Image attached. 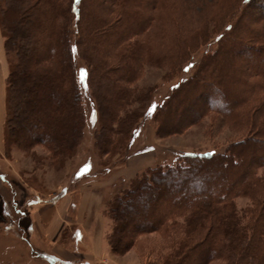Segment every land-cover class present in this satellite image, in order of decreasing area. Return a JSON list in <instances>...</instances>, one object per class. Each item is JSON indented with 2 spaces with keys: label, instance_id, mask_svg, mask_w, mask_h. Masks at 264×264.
Instances as JSON below:
<instances>
[{
  "label": "rangeland",
  "instance_id": "374dc122",
  "mask_svg": "<svg viewBox=\"0 0 264 264\" xmlns=\"http://www.w3.org/2000/svg\"><path fill=\"white\" fill-rule=\"evenodd\" d=\"M70 3L71 0H56L59 25L66 18H73ZM37 5L36 0H0L3 46L9 40L12 48L7 54L4 47L8 72L19 64V56L13 50L15 43L26 51L36 45L37 39L25 19L41 18L33 10ZM8 6L15 11L5 17L3 10ZM79 6V19L73 22L78 31L71 36V42L77 43L73 80H76L74 89L80 110V137L74 150L51 148L48 131L43 127L30 145L25 139L30 125H23L12 141L4 121L0 145V174L4 176L0 178V264H101L106 260L107 264H173L175 250L183 248L178 241L185 238L195 243L204 233L201 230L187 235L188 216H179L175 224L172 219L167 228L159 231L139 232L125 250L114 251L104 239L105 256L97 253L93 260L69 262L53 251L55 241L45 237L38 206L53 201L63 191L79 192L88 188L102 197L103 210L111 224L109 235L114 226L107 213L110 198L128 189L151 167L184 164L181 166L187 167L186 177L181 183L191 187L192 194L207 187L204 179L210 175L215 184L223 185L222 172L229 182L225 186L229 187L233 182L230 180L236 177L229 168H216L210 175L197 170L188 172L192 165H198L193 160L201 158L187 154L213 153L223 158L235 152L243 154L248 150H237L241 141L250 135L261 137L252 126L255 121L264 120V52L261 53L264 9L255 0H146L139 4L82 0ZM132 13L142 14V18H135ZM103 21L106 24L103 26L113 30L114 35H109L110 39H104V45L98 47L91 34ZM5 22L10 29L5 28ZM132 48L137 51L136 56L132 55ZM230 65L235 68L234 74L227 72ZM50 67L53 64L43 58L33 69H28V77L19 72L14 77V97L18 100L15 113L19 116L29 113L27 121L34 126H38L43 113L30 112L31 103L38 95L43 96L45 85L49 86L41 82L44 71ZM121 67L123 72L130 68L134 75L126 76V73L128 78H120L124 75L118 73ZM78 68L83 71L77 73ZM33 71L40 74L39 86L31 76ZM105 71L119 80L116 85L125 87L129 95L128 98L120 95L118 100L125 101H120L116 118L112 120L108 119L107 112L115 110L111 105L113 97L101 90L105 85L102 83ZM231 74L233 79L228 78ZM69 86L65 85V89ZM7 96L11 99V91ZM24 98L30 102L24 103ZM6 115L7 105L5 119ZM61 118L62 127L55 126L57 132L53 137L58 141L66 137L77 121L75 107L69 106L65 114L62 111ZM244 168L239 166L237 174ZM258 176L262 177V184L250 196L236 199L242 214L248 207L253 211L252 204H259V200L264 202V167L259 169ZM171 197L179 196L175 193ZM261 206L255 208L262 210L264 205ZM150 209H154L153 204L145 194L140 204L133 206L132 211L124 209L122 216L126 220L140 210L136 215L145 216ZM73 211L66 214L68 224L63 223L56 237L62 241L68 242L73 238L70 235L75 236L78 218ZM65 226L70 228L68 233ZM80 226L86 229L88 237L97 230L88 220ZM149 226V223L140 224L141 228ZM84 247L82 244L78 251L88 253ZM208 264L228 263L225 258H215Z\"/></svg>",
  "mask_w": 264,
  "mask_h": 264
},
{
  "label": "trees",
  "instance_id": "16d2710c",
  "mask_svg": "<svg viewBox=\"0 0 264 264\" xmlns=\"http://www.w3.org/2000/svg\"><path fill=\"white\" fill-rule=\"evenodd\" d=\"M20 1L22 2L23 0ZM81 1L82 0H71L70 11L73 14V18L69 19L64 17L66 19L60 25L57 22L60 13L56 0H36L39 5L33 10L34 13L41 18L37 19V21H32L29 18H27L29 20L25 19L28 28L30 31H33L37 40H35L36 45L32 46L28 51L20 48L18 43H15L13 46V50L16 51L19 56V64L8 72L5 80V99L7 105L5 128L12 141L15 140L18 132L22 130L23 125H30V130H28L30 132H27V135H25V139H27V143L30 145L34 144V139L42 132L40 128L45 127L48 131L47 137L52 142L50 145L52 146L51 148L56 149L61 147L66 150L69 148L74 150L77 146V141L80 137L78 125L80 121V110L75 90L76 80H73L74 53L77 43L71 42V36H74L78 31L77 26L74 25L73 22L79 19V4ZM119 1L123 3L131 2L139 4L146 0ZM246 1L250 2L251 0ZM255 1L261 4L260 7L264 9V0ZM14 11L15 8L13 9L8 6L3 10V14L7 17ZM21 12L22 11H20L19 15L22 14ZM132 14L135 18H142V14ZM103 25H106L105 21L101 22V25L99 24L96 26L91 34V37L93 36V41L95 39V43L98 47L104 45V39H106V41L110 39L109 35H114L113 30L111 31V29ZM4 26L6 29H10L8 23L5 22ZM9 38L10 34L7 39ZM4 47L6 53L9 54L12 49L10 48L9 40L7 43L5 42ZM257 50L260 52L259 48ZM132 52V55H137V51H135L134 48H132ZM263 52L264 47L261 53ZM43 58L45 62L53 64V68H46V71H44L45 76L44 79L42 78L44 82L42 81L41 83H49V86L47 85L46 87L45 85L43 96L38 95V97L35 98V102L31 103L30 112L39 110L43 113V118L39 120L38 126H34L31 124L32 122L27 121L29 113L24 116H19L15 113L17 111L15 107L18 100L14 97L16 92L15 89H13V82L17 72L22 74V76L28 77L30 75L28 69H33L32 66L38 64L41 60L43 61ZM135 60H137V57H135ZM229 68L227 72H233L234 74L235 68L231 65ZM129 69L123 72V68L121 67L118 73L124 75L120 76V78H128L126 77L127 75H132L133 73H131ZM80 71H83V68H78L77 73H80ZM105 72L106 74L102 77V83L105 85L101 87V90H106L108 93L107 96L113 97L111 105L115 110L111 111V109H108L107 112L109 115L108 119L112 120L116 118L118 107H120V101H125L124 99L118 100L120 95H122L123 98H128L129 95L125 87L116 85L119 83V80L116 78L113 79L108 71ZM233 74L228 75V78L233 79ZM31 76L36 78L37 81L34 82L36 86H39L40 74L33 71ZM65 85H70V89L69 87L65 89ZM10 91L13 95L11 99H9L10 96H7V93H10ZM31 93V95L35 94L33 91ZM10 100L11 106H8ZM27 102L30 101H24V103ZM72 105L75 107L77 121L73 123L69 132H66V137H64L63 140L58 141V138L54 140L55 138L53 137L56 136L55 132H57L55 126L59 129L62 127V118L60 119L61 112L63 111L64 114L67 113L69 106ZM111 105L109 108H111ZM149 105L152 106L153 103ZM253 125L252 128H255V133L261 137L255 138L250 135V137L240 142L237 150L247 149L248 152L246 153L238 154L235 152L233 155L225 158L222 156H215L213 153L202 155L187 154V156L192 158H201L200 161L198 159L193 160L195 163H198V165L197 167L192 165V168L189 169L188 172L197 170L200 174L210 175L216 171V168L223 170L229 168L234 174L233 176H236L230 180H233V182L229 184L230 186L228 185L229 187L225 186V184L229 182L225 180V172H222L220 175V182H223V185L220 186L217 183L215 184L210 175L204 179L207 183V187L192 194V188L188 187L187 184L183 185L181 183L183 177H186L185 169L187 167H182L181 165L184 164L180 163L173 166L158 165L154 168L151 167L138 176L128 189L115 196V198L111 197V203L107 213L112 218L114 226L108 235V241L113 247V250L118 252L120 249L125 250L129 244L134 242L137 234L141 231H159L164 227L167 228L169 221L172 219L173 224H175V220L179 216H188L187 228H189L190 231L187 230V232L189 231L187 235L201 230H204V233H202L201 237L195 243H190L191 241L184 240L185 238L179 240V246L183 248L179 247V249L175 250L173 254V264H208V262L215 258H225L228 264H264L263 199L257 200L259 202V204L256 202L257 205L252 204L254 208L253 211L251 207H248V210L245 209V212H243L244 214L240 213L236 205L237 198L245 195L250 196L257 186H260L263 182L262 177H260L261 175L258 176V171L261 167H264V120L255 121ZM109 129L113 130L112 128ZM190 164L191 163L188 162L186 165ZM242 165L245 167L244 170L240 174H237L238 167ZM3 177L4 176L0 174V178ZM178 184H181V186H178ZM186 192H189L188 195ZM175 193H177L179 197H171L172 194L175 195ZM145 194L149 195L154 209H150L149 213L145 216L136 215L141 212L140 210L135 213V215L128 216L126 220L123 219L122 213L124 209L132 211L133 206L140 204ZM171 200L172 202L169 204ZM260 205H262V210H257L255 207H259ZM146 223L151 224V226H149L150 228L140 227V224L145 225ZM21 238L23 239V236H21ZM38 255H40V253Z\"/></svg>",
  "mask_w": 264,
  "mask_h": 264
},
{
  "label": "crops",
  "instance_id": "0c3cea01",
  "mask_svg": "<svg viewBox=\"0 0 264 264\" xmlns=\"http://www.w3.org/2000/svg\"><path fill=\"white\" fill-rule=\"evenodd\" d=\"M7 75L8 71L5 50L0 32V145L3 141V123L5 121L6 112L5 80ZM87 189L88 188L80 189L79 192L63 191L61 194H58L53 201L41 203L37 209L39 223H41V227H43L42 229L45 237L50 241H55V244L57 245L54 244L53 251L65 261L93 260L96 258L97 253H101L102 256H105L107 252V246L104 244V239L107 244H109L107 235L111 224L109 225L110 222H108L106 214L104 213L102 197L93 193L90 189ZM72 211L74 212L75 218H78V227L74 232L75 236L70 235V237L73 238H69L68 242L64 240L62 241V239L56 237L58 236V233H60L59 229H61L60 227H62L63 223L65 222L68 224V221L65 218L67 216L66 214H70ZM86 220H88L89 223H92L93 226H95V229L97 228L91 237H88L86 229L84 228V230L82 226H80ZM34 226L38 229L37 225ZM69 229L70 228L66 229V233H68L67 231H69ZM89 238L91 240L90 243H88ZM82 244L85 246L84 248L89 250L88 253L78 251V247H81ZM89 247L90 249H88ZM106 261L100 263L107 264Z\"/></svg>",
  "mask_w": 264,
  "mask_h": 264
},
{
  "label": "snow or ice",
  "instance_id": "6c2138e0",
  "mask_svg": "<svg viewBox=\"0 0 264 264\" xmlns=\"http://www.w3.org/2000/svg\"><path fill=\"white\" fill-rule=\"evenodd\" d=\"M86 71V70H85Z\"/></svg>",
  "mask_w": 264,
  "mask_h": 264
}]
</instances>
